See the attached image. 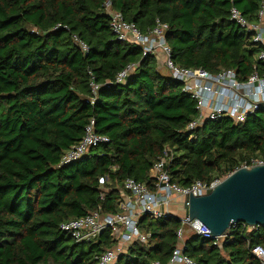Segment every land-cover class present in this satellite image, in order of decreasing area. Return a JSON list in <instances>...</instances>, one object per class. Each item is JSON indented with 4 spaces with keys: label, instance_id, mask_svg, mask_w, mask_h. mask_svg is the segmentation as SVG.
<instances>
[{
    "label": "trees",
    "instance_id": "trees-1",
    "mask_svg": "<svg viewBox=\"0 0 264 264\" xmlns=\"http://www.w3.org/2000/svg\"><path fill=\"white\" fill-rule=\"evenodd\" d=\"M104 1L0 0V264H96L113 244L109 230L78 243L60 223L97 207L117 212L122 182L150 187L149 169L164 147L174 151L168 171L183 187L226 175L243 158L264 157V109L243 122L221 117L187 130L195 100L160 71L155 55L115 38ZM109 1L142 34L156 21L166 24L176 66L232 69L239 81L254 65L264 71L249 34L229 18L234 6L253 21L260 0ZM91 119L109 141L81 161L58 165ZM102 175L107 180L98 186ZM180 227L175 215L140 217L139 231L149 237L132 243L118 264L166 263ZM187 229L183 251L193 264H260L250 248L264 247V226L235 223L221 247Z\"/></svg>",
    "mask_w": 264,
    "mask_h": 264
},
{
    "label": "built area",
    "instance_id": "built-area-1",
    "mask_svg": "<svg viewBox=\"0 0 264 264\" xmlns=\"http://www.w3.org/2000/svg\"><path fill=\"white\" fill-rule=\"evenodd\" d=\"M102 6L109 16V26L115 38L140 45L142 56L155 55L159 59L161 55L163 57L161 64L169 70L175 80L182 83V90L195 100L197 114L187 124V130L195 128L206 120H217L221 117H228L234 122H243L247 116L264 109V71L260 74L256 65L243 81L236 78V73L232 69L210 73L202 68L176 66L172 63L170 50L165 44L166 24L156 21V25L148 33L142 34L132 23L126 22L121 13L111 9L109 0H105ZM229 18L249 34L250 44L257 48L255 59L264 63V0H260L253 21H247L234 6L229 10ZM80 46L84 52L87 51L85 44L80 42ZM133 67L134 65L130 64L118 72L115 82H123ZM97 88V85H92V91ZM108 141L109 138L106 135L95 132L94 121L91 119L85 126L79 141L63 151L58 165L81 161L89 149ZM173 157L172 148L162 149L161 154L149 169L150 187L132 178L125 179L118 190L117 212L102 213L100 207H97L86 215L64 220L59 228L78 243L93 242L108 229L113 238V244L95 256L96 264H118L119 258L127 253L132 243L147 241L149 234L141 233L138 228V220L143 216L156 220L175 215L181 221V227L177 230V244L169 260L166 263L154 261L151 264H193L183 251L187 228L192 234L210 239L213 245L221 247L226 237L225 233L220 236L206 233L210 230L201 221L196 218L189 219L183 214V203L188 200L190 191L194 197L206 195L227 174L238 168L262 165L264 157L255 155L243 158L238 166L226 175L213 176L206 181L194 180L184 187L175 183L169 174L168 166ZM106 180V175L99 176L98 186H102ZM176 198H181V213L174 212ZM250 253L260 264H264V247L254 245L250 248Z\"/></svg>",
    "mask_w": 264,
    "mask_h": 264
},
{
    "label": "water",
    "instance_id": "water-1",
    "mask_svg": "<svg viewBox=\"0 0 264 264\" xmlns=\"http://www.w3.org/2000/svg\"><path fill=\"white\" fill-rule=\"evenodd\" d=\"M183 214L201 221L212 236L238 222L264 226V164L234 170L206 195L194 197L190 191Z\"/></svg>",
    "mask_w": 264,
    "mask_h": 264
},
{
    "label": "rangeland",
    "instance_id": "rangeland-1",
    "mask_svg": "<svg viewBox=\"0 0 264 264\" xmlns=\"http://www.w3.org/2000/svg\"><path fill=\"white\" fill-rule=\"evenodd\" d=\"M162 56L160 55V57H159V59H157L158 60V66H159V68H160V71L163 73V74H166V75H169V70L165 67V66H163L162 64H161V62H162ZM175 203L177 204H179V207H181V198H176L175 200H174V205H175ZM179 210H180V208H179ZM180 213H181V211H180Z\"/></svg>",
    "mask_w": 264,
    "mask_h": 264
},
{
    "label": "crops",
    "instance_id": "crops-1",
    "mask_svg": "<svg viewBox=\"0 0 264 264\" xmlns=\"http://www.w3.org/2000/svg\"><path fill=\"white\" fill-rule=\"evenodd\" d=\"M179 208H180V210H179ZM180 211H181V207H179V204L178 203L177 204L175 203V205H174V212L175 213H180Z\"/></svg>",
    "mask_w": 264,
    "mask_h": 264
}]
</instances>
